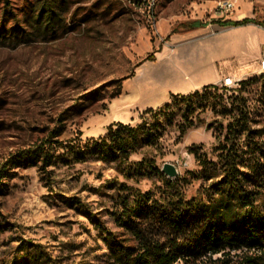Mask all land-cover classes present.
<instances>
[{
  "label": "rangeland",
  "instance_id": "374dc122",
  "mask_svg": "<svg viewBox=\"0 0 264 264\" xmlns=\"http://www.w3.org/2000/svg\"><path fill=\"white\" fill-rule=\"evenodd\" d=\"M213 5L210 0H59L63 18L46 28L36 20L41 0H0V264H112L98 225L117 242L136 245L113 212L130 190L160 198L167 191L165 179L173 181L174 196L226 212L219 181L228 153L247 175L242 182L255 199V211L264 215V74L259 72L232 88L212 89L216 100L179 102L161 115L145 109L123 122H147L154 135L125 163L71 156L73 150L85 153L100 137L86 128L88 120L110 118L124 81L148 55L160 57L167 44L163 29L198 16L193 7L205 17ZM235 97L246 100L248 130L228 128L230 116L215 104ZM42 138L51 140L46 149L52 160L45 169L41 160L16 159ZM165 163L176 166L177 176L162 171ZM213 174L219 175L209 178ZM37 245L42 257L34 260ZM215 258L221 261L207 264H240L243 252Z\"/></svg>",
  "mask_w": 264,
  "mask_h": 264
},
{
  "label": "trees",
  "instance_id": "16d2710c",
  "mask_svg": "<svg viewBox=\"0 0 264 264\" xmlns=\"http://www.w3.org/2000/svg\"><path fill=\"white\" fill-rule=\"evenodd\" d=\"M42 7L38 11L37 22L45 21L47 27L61 22L62 7L57 6L59 0H41ZM255 20L244 18L239 21H225L232 25H242ZM155 59L154 54L144 60ZM143 60V61H144ZM133 75V74H132ZM130 75V76H132ZM224 89L219 85H206L202 89L187 94H173L172 100L164 103L159 109L148 108L147 112L161 115L173 104L179 102L193 105L198 99L208 100L211 96L216 100L211 90ZM221 108V113L228 114V128L244 131L250 129L249 110L243 97H235L230 101L223 98L215 102ZM185 116V115H184ZM172 121L169 119L168 123ZM186 131V126L181 132ZM57 135V134H56ZM154 136L147 122L132 126L120 121L111 122L106 133L92 140L85 153L73 150V158L82 159L94 156L101 160H119L127 162L131 154L144 141ZM147 139V140H146ZM51 140L41 139L38 145L29 150H23L16 159L23 161L41 160V168L45 169L51 162L50 151L46 145ZM196 155V153H194ZM223 156V155H222ZM226 165L221 174L220 196L226 200V212L214 204L201 207L197 200H187L176 197L169 191L173 185L171 179H165L167 188L160 198L151 192L138 189L130 190L120 197L118 209L113 212L116 223L129 231L136 245H124L116 241L114 235L102 225L104 241L113 258L112 264H207V261L217 263L221 258L212 259L218 253L226 255L233 250L242 251L240 264H264V215L254 209L255 199L243 184L244 171L236 167L235 159L226 154L223 158ZM234 160V161H233ZM143 165V161L139 162ZM219 174H213L214 178ZM3 176L0 175V178ZM1 185V183H0ZM1 190V187H0ZM249 206V207H247ZM32 249L34 260L42 257L41 251ZM205 259V260H204ZM39 260V259H38Z\"/></svg>",
  "mask_w": 264,
  "mask_h": 264
},
{
  "label": "crops",
  "instance_id": "0c3cea01",
  "mask_svg": "<svg viewBox=\"0 0 264 264\" xmlns=\"http://www.w3.org/2000/svg\"><path fill=\"white\" fill-rule=\"evenodd\" d=\"M210 1L214 5L205 17L193 7V14L198 16L186 17L179 25L163 29L167 44L160 57L144 60L124 81L122 92L111 102L110 118L90 119L86 128L92 127L96 136H102L111 122H129L138 112L168 102L173 94L219 85L225 76L241 80L259 72L264 57V0H240L239 6L224 18L213 10L217 0ZM244 18L256 22L224 23Z\"/></svg>",
  "mask_w": 264,
  "mask_h": 264
},
{
  "label": "built area",
  "instance_id": "2783aa9c",
  "mask_svg": "<svg viewBox=\"0 0 264 264\" xmlns=\"http://www.w3.org/2000/svg\"><path fill=\"white\" fill-rule=\"evenodd\" d=\"M151 3L154 2V0H149ZM240 0H217L216 6L213 8L214 12L218 15L219 18H224L228 14H230L232 11H234L239 6ZM203 9V7H200V10ZM208 10V7H207ZM209 8V12H210ZM196 11V13H198ZM259 71L264 72V57L260 60V69ZM239 80L235 79L232 76H225L221 79L219 86L225 89L232 88L236 86L237 82Z\"/></svg>",
  "mask_w": 264,
  "mask_h": 264
},
{
  "label": "water",
  "instance_id": "95a60500",
  "mask_svg": "<svg viewBox=\"0 0 264 264\" xmlns=\"http://www.w3.org/2000/svg\"><path fill=\"white\" fill-rule=\"evenodd\" d=\"M162 171L167 174L169 177H175L178 174V170L174 164L165 163Z\"/></svg>",
  "mask_w": 264,
  "mask_h": 264
},
{
  "label": "bare ground",
  "instance_id": "6f19581e",
  "mask_svg": "<svg viewBox=\"0 0 264 264\" xmlns=\"http://www.w3.org/2000/svg\"><path fill=\"white\" fill-rule=\"evenodd\" d=\"M260 74H264V72L259 71Z\"/></svg>",
  "mask_w": 264,
  "mask_h": 264
}]
</instances>
